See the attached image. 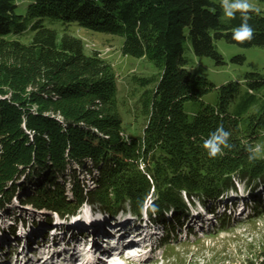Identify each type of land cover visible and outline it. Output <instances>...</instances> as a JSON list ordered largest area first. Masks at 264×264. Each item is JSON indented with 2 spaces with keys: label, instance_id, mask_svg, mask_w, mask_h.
<instances>
[{
  "label": "trees",
  "instance_id": "16d2710c",
  "mask_svg": "<svg viewBox=\"0 0 264 264\" xmlns=\"http://www.w3.org/2000/svg\"><path fill=\"white\" fill-rule=\"evenodd\" d=\"M243 15L227 17L219 0H0L1 210L21 196L62 218L84 204L109 217L140 216L151 198L152 221L169 231V212L176 223L189 202L215 209L241 183L258 196L248 206L260 212L264 71L221 85L212 104L204 98L216 86L190 70V53L225 64L217 40L264 46V13L257 10L246 14L253 38L233 39ZM73 26L122 38L124 55L160 71L135 80L138 117L146 120L138 135H124L113 66L98 51L86 53ZM187 103L195 109L187 111ZM221 126L231 147L210 157L204 142ZM257 142L263 146L253 159Z\"/></svg>",
  "mask_w": 264,
  "mask_h": 264
},
{
  "label": "rangeland",
  "instance_id": "374dc122",
  "mask_svg": "<svg viewBox=\"0 0 264 264\" xmlns=\"http://www.w3.org/2000/svg\"><path fill=\"white\" fill-rule=\"evenodd\" d=\"M250 3L252 10L264 13V0H250ZM56 28L60 30L61 36L64 28L58 25ZM68 30L83 41L86 53L91 54L98 51L103 59L111 63L117 77L118 104L120 115L124 121V135L126 137L138 135L145 126L146 120L138 117L141 108L138 98L142 89L135 80L143 77H159L160 71L146 58L138 59L124 55L121 50L122 38L86 30L78 26H73ZM216 46L224 57V65L218 66L209 57L189 54L192 58L190 70L208 78L216 86L204 98L207 103L212 104L217 102V89L221 85L231 81L243 82L245 73L250 71H264V46L244 48L223 39L217 40ZM238 56H245L246 60L242 64L233 62V59ZM185 109L192 111L195 107L191 103H187ZM257 145L261 148L263 146L261 142H257L252 147ZM83 173L82 177L86 176L88 187L93 189L95 184L92 183L89 175L85 174L86 172ZM18 183L20 188L22 184L25 185L22 179ZM237 187L236 192L222 197L220 204L215 209L212 204L202 206L203 204L197 201L195 206L193 204L191 206L189 202V212L176 223L170 218L173 213L169 212L167 223L174 225L168 226L169 231L164 229V224L151 223L148 212L151 198L145 203L140 216L132 215L129 212H121L117 218L106 215L111 220L108 219L109 222L106 223V226L117 229L118 226H113V222L122 221L121 230L125 231L129 238L133 229H140L145 224L150 223V226L157 227V229L153 228L154 231L158 230V233L154 235V245L148 251L146 250L145 254L127 257L125 254L130 249L122 250L117 259H121L124 264H136L141 259L156 261H151V264H264V207L260 212L253 210V207L248 205H252V199L258 196L249 193V189H246L244 184L239 183ZM260 191L261 189L258 190V193ZM22 193L21 189L18 195ZM20 197H15L13 203L6 206L3 211L0 208V235H10L13 238L12 240L5 239L2 243L0 257L9 259L8 263L10 264L18 256L22 258L32 250V247L25 250L26 243L20 238L21 228L27 229L25 234L31 231L37 232L36 236L42 240L41 243L50 245L55 235H60V237L66 235L70 239L77 234L72 229V221L76 217L81 220L82 216L84 218L104 214L94 209L92 205L84 204L76 217H69L63 221L61 219L65 218L58 214L40 211L30 203H22ZM229 207L234 210L229 211ZM50 215L54 220L53 226L52 223L48 224ZM132 220L137 222L138 227L128 228ZM118 221L114 225H117ZM57 226H61L58 231H56ZM10 232L15 234L12 235ZM97 235L104 237L100 232ZM106 238H112V236ZM138 242L141 243L142 240H138ZM54 245L58 246L59 242H55ZM135 249L138 250V248ZM15 263L18 264L19 261Z\"/></svg>",
  "mask_w": 264,
  "mask_h": 264
},
{
  "label": "bare ground",
  "instance_id": "6f19581e",
  "mask_svg": "<svg viewBox=\"0 0 264 264\" xmlns=\"http://www.w3.org/2000/svg\"><path fill=\"white\" fill-rule=\"evenodd\" d=\"M108 219L110 220L106 214L93 215L84 218L82 216L81 220L76 217L73 221H71L73 222L72 229L77 233V235L70 238L72 241H69L70 239H68L66 235L61 237L60 235H55L53 240H59L58 246L53 244L49 245V243H41L42 240L38 239L36 236L37 232L35 233L31 231L28 234H25L27 229L21 228L20 238L26 243L25 250H28L29 247H32V250L26 253L22 258L18 256L17 259L13 260L14 262L11 264H16L15 262L17 261H19L18 264H44L45 262H50L54 259H56V264H74V260L72 258L74 255H77L83 261V264H101L105 259L103 254L110 252V249L113 245L128 246L137 243L138 240H142L141 243L143 248H140V251L137 255H142L143 253L145 254L146 250L148 251V249H150V247L152 248L154 245V235L155 233H158V230L154 231L153 228L157 229V227L150 226V223L148 225L145 224L140 229H133L130 239L126 241H120L118 238L125 232L122 231L121 228L116 230H110V228L108 229V226H106V223L109 222ZM150 220L152 221V219ZM151 223H153V221ZM51 225L53 226V223ZM61 226H57L56 231H58ZM113 226L116 225L113 224ZM121 226L122 225H118V227ZM130 227H138L137 222L132 220L128 228ZM102 230L110 234L112 238L105 239L99 237L97 234ZM10 233L12 235L15 234L14 232ZM5 239L12 240L13 238L12 236L10 237V235H0V250H2V243L5 241ZM157 242L159 243V240H157ZM65 248H71V252L63 253ZM60 254H62V256H60ZM114 258L117 259L118 256L112 257L111 260L113 261ZM9 261L10 260L7 258L2 259L0 257V264H10L8 263ZM151 261L156 262L154 260L141 259L136 264H151Z\"/></svg>",
  "mask_w": 264,
  "mask_h": 264
},
{
  "label": "clouds",
  "instance_id": "9594fccd",
  "mask_svg": "<svg viewBox=\"0 0 264 264\" xmlns=\"http://www.w3.org/2000/svg\"><path fill=\"white\" fill-rule=\"evenodd\" d=\"M222 6L224 13L229 18H234L236 12H240L243 15L242 24L233 31V39L238 42H244L251 40L254 35L253 28L247 23V13L252 10V5L250 0H222ZM230 133L226 132L223 127H219L215 133H213L204 142V148L208 150L210 157H216L221 154L223 148H230L229 145ZM261 152V147L257 145L256 147L250 149L252 154L250 158H255L256 154Z\"/></svg>",
  "mask_w": 264,
  "mask_h": 264
}]
</instances>
